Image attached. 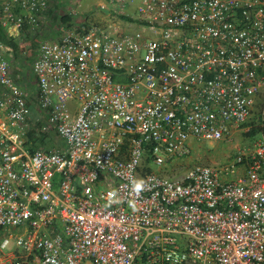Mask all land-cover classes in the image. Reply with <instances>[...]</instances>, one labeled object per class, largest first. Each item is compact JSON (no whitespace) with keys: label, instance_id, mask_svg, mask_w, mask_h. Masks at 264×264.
<instances>
[{"label":"built area","instance_id":"built-area-1","mask_svg":"<svg viewBox=\"0 0 264 264\" xmlns=\"http://www.w3.org/2000/svg\"><path fill=\"white\" fill-rule=\"evenodd\" d=\"M106 5L127 19L49 31L0 0V264H264V0Z\"/></svg>","mask_w":264,"mask_h":264},{"label":"rangeland","instance_id":"rangeland-1","mask_svg":"<svg viewBox=\"0 0 264 264\" xmlns=\"http://www.w3.org/2000/svg\"><path fill=\"white\" fill-rule=\"evenodd\" d=\"M47 5L50 6L55 15L66 14L72 19V25L76 26L85 22L86 24H98L105 23V21L120 22V13L116 11H103L100 10L99 6H105L107 9L106 1L104 0H45ZM114 7V6H112ZM131 8L124 7L122 12L130 14ZM118 10V9H117ZM106 12V13H105ZM105 15H108L105 17ZM57 20L52 22L48 20L47 27L48 30H52L57 25ZM137 31V30H136ZM39 42L40 39H36ZM37 41V43H38ZM20 49V57L26 58L28 55L31 57V49H27L25 44H22L20 40L15 42ZM10 62V61H9ZM15 63H13L14 65ZM251 141L250 138L241 140L239 137H232L229 142H193L191 141V151L187 158L176 164L175 169L170 173L167 170H163L160 173L169 177L170 179H179L185 170H187L192 165H225L232 161L234 147L243 143V145H248Z\"/></svg>","mask_w":264,"mask_h":264},{"label":"trees","instance_id":"trees-1","mask_svg":"<svg viewBox=\"0 0 264 264\" xmlns=\"http://www.w3.org/2000/svg\"><path fill=\"white\" fill-rule=\"evenodd\" d=\"M53 11H55L54 9H52L50 6H48V8H47V12H46V15H47V19L48 20H51L52 22H54L55 20H57V25L58 26H60V27H71V26H73L72 25V19L70 18V16L69 15H66V14H61V15H55L54 13H53ZM120 17V19H123V20H126L127 18H125V17H123V16H119ZM128 21H131V20H128ZM77 26V25H76ZM81 26H83V27H85V26H87V24L86 23H81ZM49 31H53V29L52 30H49ZM53 33V32H52ZM51 33V34H52ZM51 34H48V35H43V37H45V38H50L52 35ZM39 35V34H38ZM38 35H35V36H32L31 37V42H30V49H31V53H33L32 54V56L35 54V52L37 51V38H39V36ZM51 35V36H50ZM53 37V36H52ZM10 41H11V39L10 38H8L6 35H5V33H4V30L0 27V42H3V43H6V44H9L10 43ZM13 78H14V80H16L17 81V79H18V73H16V72H13ZM254 134V132H250V134H249V136L250 135H253Z\"/></svg>","mask_w":264,"mask_h":264},{"label":"crops","instance_id":"crops-1","mask_svg":"<svg viewBox=\"0 0 264 264\" xmlns=\"http://www.w3.org/2000/svg\"><path fill=\"white\" fill-rule=\"evenodd\" d=\"M104 1H106L107 2V0H104ZM100 8V7H99ZM106 8V7H105ZM102 10V9H101ZM116 11L117 13H120L119 11L120 10H117V7L116 6H114V7H110V6H107V9H105V11ZM106 13V12H105ZM108 15H105V17H107Z\"/></svg>","mask_w":264,"mask_h":264}]
</instances>
